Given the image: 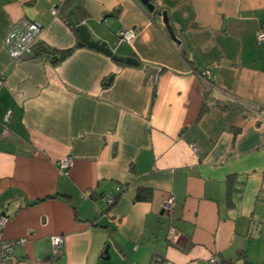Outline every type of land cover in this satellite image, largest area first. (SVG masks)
Wrapping results in <instances>:
<instances>
[{
  "label": "crops",
  "instance_id": "1",
  "mask_svg": "<svg viewBox=\"0 0 264 264\" xmlns=\"http://www.w3.org/2000/svg\"><path fill=\"white\" fill-rule=\"evenodd\" d=\"M151 1L0 0V234L25 238L26 264H264V0ZM75 3L94 39L138 64L77 46ZM23 18L42 25L34 44L69 55L13 62L3 40Z\"/></svg>",
  "mask_w": 264,
  "mask_h": 264
},
{
  "label": "built area",
  "instance_id": "2",
  "mask_svg": "<svg viewBox=\"0 0 264 264\" xmlns=\"http://www.w3.org/2000/svg\"><path fill=\"white\" fill-rule=\"evenodd\" d=\"M50 13L52 15H56L58 13V6L51 7ZM42 25L38 22L31 21L28 19H21L15 22L10 29L8 30L5 38L3 40V44L9 54L10 59L13 62H19L22 58L31 53L34 48V43L36 41V37L41 29ZM119 42H128L130 43L135 37V31L130 28H122L119 30ZM257 43L264 41V28L259 29L256 35ZM202 75L205 76L209 81L212 79V74L209 69H204ZM3 82V77L0 76V86ZM8 114H6L7 116ZM5 116V119H6ZM193 150H197L196 146H192ZM71 162V157L69 155L61 158L58 161L59 168L61 170H65ZM125 187L123 185L118 186L114 193H108L103 196L105 203L108 206H111L115 200L124 193ZM176 203L174 201L173 196H169L164 199L162 203L163 212L165 215L172 218V214L175 210ZM7 220L5 215L0 216V225H3ZM175 234V229L173 227L170 228V235L173 236ZM25 238H19L15 240H5L1 237L0 234V264H26L23 260L16 257L13 253V247L17 243H23ZM53 252H57L60 246L62 245V238L60 236H53L51 238ZM219 260L217 257H211V262H216Z\"/></svg>",
  "mask_w": 264,
  "mask_h": 264
},
{
  "label": "water",
  "instance_id": "3",
  "mask_svg": "<svg viewBox=\"0 0 264 264\" xmlns=\"http://www.w3.org/2000/svg\"><path fill=\"white\" fill-rule=\"evenodd\" d=\"M141 4L146 8L147 11L152 12L154 10V4L151 0H139ZM77 6L78 3H75L71 6V8L67 12V21L70 26L74 28L77 32L79 40L77 42V46H88L100 52H103L105 55L109 56L112 60L128 65H137L138 61L136 58L132 56H120L113 52V49L107 44L106 41L101 39H94L92 37L91 28L82 20H80L77 14ZM158 14L161 15L167 33L172 40H175L172 28L168 22L167 12L166 11H158ZM163 211V210H162ZM107 252V248L105 249Z\"/></svg>",
  "mask_w": 264,
  "mask_h": 264
},
{
  "label": "trees",
  "instance_id": "4",
  "mask_svg": "<svg viewBox=\"0 0 264 264\" xmlns=\"http://www.w3.org/2000/svg\"><path fill=\"white\" fill-rule=\"evenodd\" d=\"M34 48H35V52H37L39 54L42 53V52L45 53V54H47L50 57V60H51L52 63H57V62L61 61L66 56H68L69 53L72 50L71 48L63 49V50H58V49H55V48H52V47H49V46H46V45H42L40 43L35 44L34 45ZM148 197H149L148 192L146 190H142L141 189V190H139L137 192L135 198L136 199H144V198H148ZM43 199H41V200H43ZM110 207L111 206H107V209H105V210L108 211V209Z\"/></svg>",
  "mask_w": 264,
  "mask_h": 264
}]
</instances>
